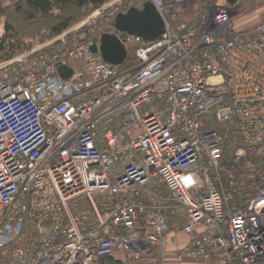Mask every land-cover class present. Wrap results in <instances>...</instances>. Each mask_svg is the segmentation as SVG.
<instances>
[{"label":"built area","instance_id":"obj_1","mask_svg":"<svg viewBox=\"0 0 264 264\" xmlns=\"http://www.w3.org/2000/svg\"><path fill=\"white\" fill-rule=\"evenodd\" d=\"M150 1L157 38L116 33L131 68L91 47L133 0L97 33L82 23L0 65V264L148 260L154 249L146 264H165L169 247L179 262L264 264V17L234 23L260 0H203L190 19L186 0ZM82 195L93 211L75 217Z\"/></svg>","mask_w":264,"mask_h":264},{"label":"rangeland","instance_id":"obj_2","mask_svg":"<svg viewBox=\"0 0 264 264\" xmlns=\"http://www.w3.org/2000/svg\"><path fill=\"white\" fill-rule=\"evenodd\" d=\"M0 1L5 7V14L0 18V37L3 36L0 44V65H3L9 60L20 58L21 55L27 52L29 53L36 49H48L56 45L59 40L67 35L66 32L69 29L82 23L87 34L99 32L100 28L106 27L107 13L119 3H126L130 0H104L100 5H86L83 7H75L70 3L62 4L63 6L59 5V3H54L51 10L46 13L35 12L24 6L18 11L15 8L17 0ZM202 1L198 0L197 4L200 5ZM71 14L77 15L74 21L60 33L52 34L50 27L57 20ZM237 18H239V15L236 16ZM259 18L254 22L256 23ZM6 22L10 24L8 31H5L4 27ZM101 201L102 198L99 197L98 202Z\"/></svg>","mask_w":264,"mask_h":264},{"label":"water","instance_id":"obj_3","mask_svg":"<svg viewBox=\"0 0 264 264\" xmlns=\"http://www.w3.org/2000/svg\"><path fill=\"white\" fill-rule=\"evenodd\" d=\"M234 4L237 0H226ZM164 21L150 0H134L133 4L126 10L118 12L113 18L114 32H102L98 36H93L92 50L99 52L102 58L112 64H122L127 55V48L123 41L116 35L120 32V37L126 33L137 34L146 40L157 38L163 31ZM62 77L71 74V69L65 70V66L57 67Z\"/></svg>","mask_w":264,"mask_h":264},{"label":"crops","instance_id":"obj_4","mask_svg":"<svg viewBox=\"0 0 264 264\" xmlns=\"http://www.w3.org/2000/svg\"><path fill=\"white\" fill-rule=\"evenodd\" d=\"M197 1L198 0H196V2H195V0H186L184 2V4H183V16H184V18L190 19L195 14V12L199 8ZM211 3L224 4V3H226V0H212ZM260 16L264 17V0H260V13L248 12V13H244L242 15H239V18H237V19L235 17V19H234L235 27L238 30H244L247 27L254 24L255 23L254 21H256V19H258V17H260ZM164 194H167V193L164 191ZM68 207L70 209L71 214L75 217H78L79 215H81V213L90 214L93 211V205L91 204L90 199L89 198L87 199V195H82V196H79L76 198H72L70 200ZM82 224L85 225V222L82 221ZM175 235L178 239L179 244H183L185 241H187L188 237L184 233L177 231V232H175ZM169 246H171V245H169ZM168 252L169 253L166 256V263L165 264H217L215 262V260L204 261L201 259L189 258V257L184 258L182 261L179 262L174 257L173 249L171 247H169ZM115 256H117V258L122 257L125 264H146L147 262H150V263L153 262V260L156 259L157 253L154 249L153 252L151 253V255L149 256L148 260L142 259V260H137V261L128 260L125 256V254L123 252H120V251H116Z\"/></svg>","mask_w":264,"mask_h":264},{"label":"trees","instance_id":"obj_5","mask_svg":"<svg viewBox=\"0 0 264 264\" xmlns=\"http://www.w3.org/2000/svg\"><path fill=\"white\" fill-rule=\"evenodd\" d=\"M104 2V0H17L15 8L16 10L20 11L21 7H26L29 10L40 12V13H46L49 10H51L54 3H59V5L63 6L62 4H73L75 7H83L86 5H93L97 6ZM26 9V10H27ZM5 14V7L1 4L0 1V18ZM77 15H69L67 17L61 18L56 21L51 27L50 31L52 34H58L65 28H67L75 19ZM5 31H8L10 29V24L6 22L4 24ZM3 40V36L0 37V44ZM138 63V60L134 54V49L129 47L128 52L126 55V58L124 62L120 65V68L127 69L135 66ZM114 251L110 255L102 256L99 258L97 263L95 264H125L124 260L121 258H117L115 256Z\"/></svg>","mask_w":264,"mask_h":264},{"label":"bare ground","instance_id":"obj_6","mask_svg":"<svg viewBox=\"0 0 264 264\" xmlns=\"http://www.w3.org/2000/svg\"><path fill=\"white\" fill-rule=\"evenodd\" d=\"M127 48H128V47H127ZM21 123H22V122H18L14 127H18L19 125H21ZM21 128H22V127H21ZM17 130H20V128H18ZM259 242L263 243V242H264V239L261 240V241H259Z\"/></svg>","mask_w":264,"mask_h":264}]
</instances>
